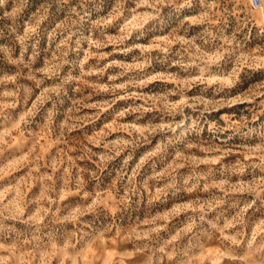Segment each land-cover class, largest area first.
I'll return each instance as SVG.
<instances>
[{"label":"clouds","instance_id":"9594fccd","mask_svg":"<svg viewBox=\"0 0 264 264\" xmlns=\"http://www.w3.org/2000/svg\"><path fill=\"white\" fill-rule=\"evenodd\" d=\"M0 264H264V0H0Z\"/></svg>","mask_w":264,"mask_h":264}]
</instances>
